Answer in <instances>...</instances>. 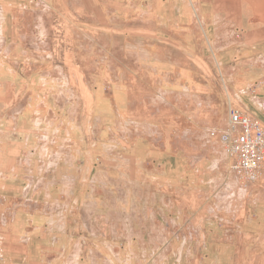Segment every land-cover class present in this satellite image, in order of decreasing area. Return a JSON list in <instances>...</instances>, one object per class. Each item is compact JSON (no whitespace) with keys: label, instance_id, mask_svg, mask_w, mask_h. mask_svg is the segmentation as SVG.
<instances>
[{"label":"rangeland","instance_id":"1","mask_svg":"<svg viewBox=\"0 0 264 264\" xmlns=\"http://www.w3.org/2000/svg\"><path fill=\"white\" fill-rule=\"evenodd\" d=\"M32 1L0 33V264H264V173L209 136L264 124V0Z\"/></svg>","mask_w":264,"mask_h":264},{"label":"built area","instance_id":"2","mask_svg":"<svg viewBox=\"0 0 264 264\" xmlns=\"http://www.w3.org/2000/svg\"><path fill=\"white\" fill-rule=\"evenodd\" d=\"M209 136L220 142L230 169L242 189H249L264 173V124L255 115L229 105L226 124Z\"/></svg>","mask_w":264,"mask_h":264},{"label":"crops","instance_id":"3","mask_svg":"<svg viewBox=\"0 0 264 264\" xmlns=\"http://www.w3.org/2000/svg\"><path fill=\"white\" fill-rule=\"evenodd\" d=\"M33 2L32 0H24V1H17V0H0V33L6 37L10 36V29L15 22V20L20 19L22 20L27 19L26 16H21L22 11L29 8V4ZM35 5L38 3H42L43 5L45 2L36 1L34 2ZM23 19V20H24ZM18 22V21H17ZM3 36V40L4 37ZM2 37H0L1 40ZM7 141H5L3 148L0 149V169H5L9 167L10 163L12 164V173L13 175L15 171L17 170L15 166V159L16 154L21 152V149H19L18 145H14L15 147H10L9 144H6ZM10 142V140L8 141ZM17 152V153H15ZM28 163V162H27ZM74 178V179H73ZM67 183L68 184H75V177L74 175L67 176ZM23 248H27V246H24L23 244H20Z\"/></svg>","mask_w":264,"mask_h":264},{"label":"bare ground","instance_id":"4","mask_svg":"<svg viewBox=\"0 0 264 264\" xmlns=\"http://www.w3.org/2000/svg\"><path fill=\"white\" fill-rule=\"evenodd\" d=\"M264 3V2H263Z\"/></svg>","mask_w":264,"mask_h":264}]
</instances>
